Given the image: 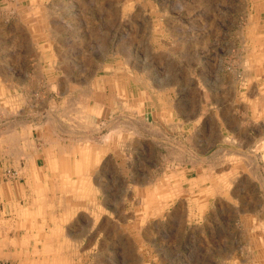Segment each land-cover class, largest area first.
<instances>
[{
    "label": "rangeland",
    "instance_id": "1",
    "mask_svg": "<svg viewBox=\"0 0 264 264\" xmlns=\"http://www.w3.org/2000/svg\"><path fill=\"white\" fill-rule=\"evenodd\" d=\"M0 90L76 156L38 264H264V0H0Z\"/></svg>",
    "mask_w": 264,
    "mask_h": 264
},
{
    "label": "crops",
    "instance_id": "2",
    "mask_svg": "<svg viewBox=\"0 0 264 264\" xmlns=\"http://www.w3.org/2000/svg\"><path fill=\"white\" fill-rule=\"evenodd\" d=\"M17 91L14 89V94L8 93L7 89L3 91L4 109L16 108L22 104V97L16 94ZM22 116L14 115V118L5 122L4 127L0 129V264H38L41 260L39 256L47 254L49 258L51 249L55 251L52 252L53 255L62 256L64 260V257L68 256L69 247L65 245V240H59L63 234L60 236L55 230L51 234L41 233L42 251L39 255V248L37 252L32 249L28 234L34 231L31 224L39 222V214L45 212L47 206L59 204L63 212L69 213L70 183L65 176L71 175L75 152L71 143L66 147L53 145L57 150L58 166L52 167L47 156L48 147L44 144L48 141L51 145L55 143L54 140L50 136H44L46 142L42 145L40 153L37 146L38 137H35L38 130L34 129L33 125L28 127L30 121ZM79 153L82 154L86 167V159L97 157V152H91V149L83 148ZM12 169L17 171L18 180L6 179L7 170ZM57 176H63V182L53 186L52 181L60 178ZM47 191L49 195L55 191L54 197L61 193L60 202L53 199V203H50L51 198L46 194Z\"/></svg>",
    "mask_w": 264,
    "mask_h": 264
}]
</instances>
